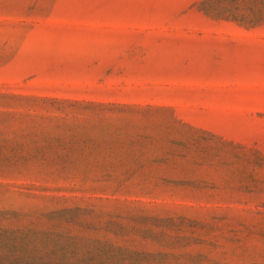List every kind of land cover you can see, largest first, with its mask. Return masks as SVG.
<instances>
[{"label":"rangeland","instance_id":"obj_1","mask_svg":"<svg viewBox=\"0 0 264 264\" xmlns=\"http://www.w3.org/2000/svg\"><path fill=\"white\" fill-rule=\"evenodd\" d=\"M0 264H264V0H0Z\"/></svg>","mask_w":264,"mask_h":264}]
</instances>
